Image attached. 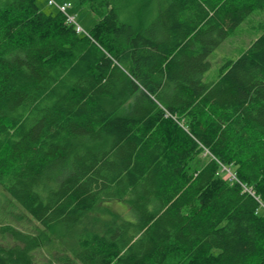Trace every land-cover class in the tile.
I'll return each mask as SVG.
<instances>
[{"label":"trees","instance_id":"16d2710c","mask_svg":"<svg viewBox=\"0 0 264 264\" xmlns=\"http://www.w3.org/2000/svg\"><path fill=\"white\" fill-rule=\"evenodd\" d=\"M81 1L0 0V264H264V0Z\"/></svg>","mask_w":264,"mask_h":264},{"label":"rangeland","instance_id":"374dc122","mask_svg":"<svg viewBox=\"0 0 264 264\" xmlns=\"http://www.w3.org/2000/svg\"><path fill=\"white\" fill-rule=\"evenodd\" d=\"M58 1L61 2V0ZM69 1L72 3V7L69 9L70 13L75 14L76 20L80 23V25L86 31H89L96 23L97 16L88 8V5L82 3L81 0ZM45 3L47 6H45ZM42 4L44 5V9L47 11L53 9L52 6H49L47 4L46 0H39V5L42 6ZM261 25L264 26V11L256 12L253 15L252 19H250L243 25L239 33L227 39L211 53L209 58L212 63V69H217L224 58L237 55L241 48L249 45V43L259 35L260 30H262V28H260L262 27ZM0 188L2 189L1 186ZM12 202L21 211H23V208H21L16 200L13 199ZM111 203L112 207H114L115 209H119L121 212L127 213L129 211L127 205L120 201H113Z\"/></svg>","mask_w":264,"mask_h":264},{"label":"built area","instance_id":"2783aa9c","mask_svg":"<svg viewBox=\"0 0 264 264\" xmlns=\"http://www.w3.org/2000/svg\"><path fill=\"white\" fill-rule=\"evenodd\" d=\"M48 3L50 5H56L61 12L66 14L68 21L75 24L78 32H85L84 29L82 28V26L79 23H77L75 16L68 13V9L71 5L69 2H64L62 4H58L56 2V0H48Z\"/></svg>","mask_w":264,"mask_h":264},{"label":"crops","instance_id":"0c3cea01","mask_svg":"<svg viewBox=\"0 0 264 264\" xmlns=\"http://www.w3.org/2000/svg\"><path fill=\"white\" fill-rule=\"evenodd\" d=\"M57 1H58V0H57ZM63 1H64V0H61V2H63ZM68 1H69V0H68ZM58 2H59V1H58ZM61 2H59V3H61ZM40 6H41V5H40ZM43 6H44V5L42 4L41 8L44 9ZM45 6H47L46 3H45ZM55 8H56V7H55ZM55 8H53V9L55 10ZM44 10H45V9H44ZM50 10H52V9H50ZM258 11H264V9H263V10H257L256 12H258ZM256 12H254V13L252 14V16L248 19V21H249L250 19H252L253 15H254ZM248 21H247V22H248ZM245 23H246V22L242 23L241 26H240L239 28H237L238 30L236 31L235 34H237V33H239V32L241 31V29H242V27H243V25H244ZM261 31H262V30H260V33H261ZM260 33H259V34H260ZM235 34H234V35H235ZM232 37H233V36H232ZM257 37H258V36H257ZM229 38H231V37H229ZM229 38H227V39H229ZM227 39H225L222 43H224ZM253 40H254V39H253ZM253 40H252V41H253ZM252 41H251V42H252ZM222 43H221V44H222ZM221 44H220V45H221ZM250 44H251V43H249V45H250ZM220 45H219V46H220ZM249 45H247V46H245L244 48H242V49L240 50V52L237 54V56L235 55V56H231V57H227V58H236V57H238V56L240 55V53L242 52V50L245 49V48H247ZM219 46H218V47H219ZM213 51H214V50H213ZM224 59H225V58H224ZM217 69H218V68H217ZM217 69H212V70H210L209 75H210V76H214V75H216V73H217Z\"/></svg>","mask_w":264,"mask_h":264},{"label":"bare ground","instance_id":"6f19581e","mask_svg":"<svg viewBox=\"0 0 264 264\" xmlns=\"http://www.w3.org/2000/svg\"><path fill=\"white\" fill-rule=\"evenodd\" d=\"M262 26V25H261ZM260 28H262V27H260ZM264 30V29H263ZM251 43V42H250ZM242 49V48H241ZM240 52V51H239ZM237 56V55H236ZM218 75H216V77H217ZM260 208V207H259Z\"/></svg>","mask_w":264,"mask_h":264}]
</instances>
